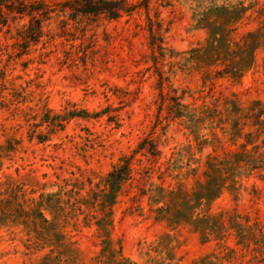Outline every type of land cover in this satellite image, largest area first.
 <instances>
[{"label": "rangeland", "instance_id": "rangeland-1", "mask_svg": "<svg viewBox=\"0 0 264 264\" xmlns=\"http://www.w3.org/2000/svg\"><path fill=\"white\" fill-rule=\"evenodd\" d=\"M49 1L38 41L27 16L0 31V264H108L109 247L131 264H264V36L240 77L207 73L223 66L190 50L213 37L211 12L240 1L230 44L264 33V0H151L167 52L157 60L143 8L72 18ZM211 155L232 167L226 180L205 175ZM123 157L133 178L103 210L104 178ZM198 179L218 195L198 202Z\"/></svg>", "mask_w": 264, "mask_h": 264}, {"label": "trees", "instance_id": "trees-1", "mask_svg": "<svg viewBox=\"0 0 264 264\" xmlns=\"http://www.w3.org/2000/svg\"><path fill=\"white\" fill-rule=\"evenodd\" d=\"M57 4L62 7L61 11L63 13L72 18L77 15H105L109 18H118L123 14H132L134 11L143 8L146 11L148 26L147 30L150 35L149 43L153 51L154 60L158 59V55L161 56L162 59L166 58L167 52L166 48L164 47L163 36L161 35L163 27L162 22L159 20L157 15H153L150 13V10L152 8L151 0H140L139 2L132 0H62L61 2L58 1ZM53 5L54 4L51 3V1L49 0H0V31L3 27H8L11 20L14 21L17 18L23 19L27 16L29 17L28 23H26L22 27L25 28L24 30L26 32V37L30 41L36 42L43 34L42 27L44 22L51 19L52 13L55 12V7H53ZM217 9V13L212 14L211 12L209 14L212 15V18L210 16L207 17L209 18L208 23H210L211 27H213L211 28L213 30V37L207 41L206 45H200L193 49L191 48V56L192 58H199L201 61L205 62L210 66H223L222 68H214V70H211L208 67L206 71L209 74L215 72L217 76L227 74L232 77H240L245 68H251L255 65L254 50L260 44V39L264 36V33L260 32L259 30L258 32L248 30L246 34L241 37L240 40H233L231 45L230 41H228L226 37L228 34V32L225 31L226 26L229 23H233L242 19L244 17L245 11L248 10V7L244 4V1H240L236 5H223L218 7ZM234 29L237 28H232L231 31H233ZM156 53L158 55H156ZM1 74L4 76L5 72H1ZM160 78L162 81L163 76L161 73ZM254 109L255 108H251V111L253 112ZM254 114L257 117V120L254 125L259 126L257 131L260 135L261 132L264 133V129L263 127H261V125L264 124V119H261V116L264 114V110L259 109L258 111H255ZM53 124L61 125V123ZM239 134L240 133H236V135ZM246 134L247 136H251L252 132H246ZM34 135L37 134H30L31 137H33ZM37 138L42 141L45 139V135L38 134ZM248 141L250 140L248 139L246 143H242L241 146L244 147L246 144H249L250 142ZM141 147L145 148V146ZM259 147L260 145L256 144L253 148L256 150L259 149ZM146 149L153 156H156L160 153V151L155 148L154 144H150V147H147ZM229 153L230 152H228L227 155H229ZM1 156L2 155L0 153V157ZM130 160V157L121 158L119 162L115 164L111 168V170H109L106 175V178H104L105 190L102 194L100 202L104 207L103 210H105L107 206L112 208V206L116 203V198L118 197V194L121 191L123 184L128 179L133 178V168L131 167ZM225 160H227V157ZM207 164V169L204 171L205 175H208L209 169L213 171H221V175L224 176L225 180L228 178V176L231 175L230 174L227 176L226 173L228 174V172L232 170V167H227L226 165H223L221 162V157L219 155L209 156V161L207 162ZM252 167H261V165ZM206 183L207 180L201 181L200 179H198V181H196V186L192 194L196 196L198 202L205 198H209V194L205 193L206 191H204V189L208 191H212L213 189L215 190L214 195H218V191L220 190V188L218 186H214V188H208L206 186ZM202 193H205V195H198ZM188 196V193H186L185 197L183 195L185 201H187L189 204L187 198ZM163 217H166L168 220H170V212L166 211V213L160 215V218ZM101 218L103 221L105 220V218ZM207 218V213H204L202 218H200L199 220L192 221L200 223V221H205ZM204 229L205 226L200 224H197L195 227V230H200L203 236L206 235ZM107 249H104L103 253L108 254V264H131L127 258H124L122 256L121 246L120 249L117 251L121 254V256L119 257H116V254L113 253L114 249H110V247Z\"/></svg>", "mask_w": 264, "mask_h": 264}]
</instances>
